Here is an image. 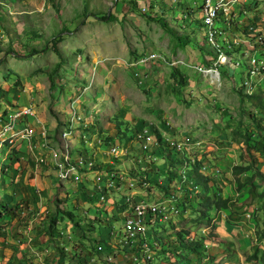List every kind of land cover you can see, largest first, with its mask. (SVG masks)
Returning <instances> with one entry per match:
<instances>
[{"label":"rangeland","instance_id":"rangeland-1","mask_svg":"<svg viewBox=\"0 0 264 264\" xmlns=\"http://www.w3.org/2000/svg\"><path fill=\"white\" fill-rule=\"evenodd\" d=\"M242 1L239 0V4L234 6L229 22H220L219 28L224 30L229 42L235 41L227 44L228 55L236 61L246 62L250 55H261L264 49V0ZM199 3L200 0H0V85L5 82L12 89L6 83L7 80L15 89L25 85L24 90L31 98L29 86L26 85L31 81L45 94L48 116L54 118L56 112L52 110L53 94L57 91L59 94L63 93L66 88H74L76 95L67 103L70 119L85 121L81 115L82 109L84 106H93L94 110L89 112L87 118L93 116L97 121L102 120L100 126L104 128L103 131L109 122L108 125L116 131L114 135L130 138L131 132L137 127L140 129L149 125L159 143L162 141L159 144L160 152L157 147H151L154 148V155H159L158 158L152 155V150L148 153L153 159L146 158L149 163H154L153 171L146 169L147 164L140 165L143 159L133 160L129 157L133 163L126 161L123 170L127 173H123L122 177H130L129 182L135 181L133 187L128 185L127 179L119 180L115 176L119 169L111 170L114 171L112 180H118L126 186L123 195L127 197V203L122 204V207L129 211L138 202L157 204L160 207L155 222L148 227L146 233L147 249H121L119 236L124 216L117 211L110 213L113 214L110 220L119 232L112 238V243L117 245V250H121L119 260L126 262L125 264H264L263 243L253 235L254 213L255 208L261 205L260 199L247 192V185L237 191L234 176L230 172L233 165L248 163L249 157L242 147L243 136L240 132L242 128H251L250 113L253 111L262 125L264 113L258 114L246 101L241 102L239 99V92L244 90L239 87L244 67L232 70L226 65L218 66L220 79L217 81L198 70L199 67H212L215 61V53L207 52L211 49L206 43L203 29H200ZM105 15L109 18H104ZM149 16L162 17L174 34L164 30ZM177 36L181 37V41ZM254 36L263 37V43L254 40ZM219 42L221 45L224 43L223 40ZM33 50L39 52L33 54ZM148 53H155L156 58L142 65H131L138 57ZM24 75H29V79ZM255 81L256 78L253 84ZM256 87L260 85L257 83ZM261 88L264 90V82ZM0 90L2 109L8 99L3 97L4 86H0ZM21 96L20 102L23 104L25 94ZM36 99L32 101L34 107ZM16 106L21 105L13 107ZM67 124L70 122H62L56 129L60 131L63 127L67 128ZM262 137L264 138V132ZM165 138L181 142V150L173 149ZM86 140L85 136L80 140L76 148L79 149L77 154L72 148H68L70 144L65 137L53 138L50 143L47 139V143L57 151V160L63 162L65 168H73L79 163L73 162V159H64L63 154L69 151L71 158L80 159V152L83 151L81 142ZM104 142L107 143L106 140ZM261 145V140L255 142V147ZM128 149L132 151L134 147L129 145ZM261 150L259 167L264 165V151ZM26 152L27 149L18 144L12 148L10 160L21 155L29 159ZM183 155L190 158L201 157L200 172L216 180L220 191L215 187L214 192H219L222 197H230L233 206L207 211L204 219L200 218L198 211H202L203 207L194 204L193 193L197 188L191 189L193 181L188 178L186 170L190 168V164L181 157ZM141 156L140 154L137 158ZM175 156L183 159L184 163L177 161L175 164V160L171 158ZM81 162L88 166L87 159ZM149 165L152 168V163ZM6 171L2 167L0 175L7 173ZM145 173L146 178L142 176ZM246 175H250V171L242 174L240 179L244 180ZM58 179L49 188V196L42 194L43 207H47L49 217L54 210L63 211L68 206L67 202L75 198V193L70 188L60 192L65 189L64 182H71L74 177L70 176L68 181ZM0 183L2 184L1 181ZM211 184L212 181H209L208 185ZM132 188L142 193L132 195ZM255 189L257 193L263 190L256 179ZM4 191L0 186L1 203ZM105 192L104 190L103 193ZM114 192L121 195L120 190L115 189L112 193ZM70 194L73 197L70 198ZM35 197L38 200L36 195ZM114 203L118 205L117 201ZM105 204L106 201L93 198V203H84L75 208L84 213L86 221L93 222L86 211L92 208L98 216L106 218L108 212L103 207ZM6 213L9 219L4 221L0 217V227L7 226L6 229L11 232L9 224L14 218V212L12 214L10 209ZM164 214H167L165 218ZM37 215L33 213L28 219L32 227L37 221ZM33 218L36 219L31 222ZM86 226L87 223L81 224L80 231L85 232ZM27 230L25 228V235L18 243H11L6 236L1 238L0 235V264H40L38 257L32 252L36 250L32 248L33 250L27 251V233L31 238L34 236L33 229ZM180 230L190 233L188 241H193L195 234L196 237H202V246L197 248V258L188 250L179 248L175 242ZM89 231L92 232H85L88 237H94L97 233L94 227ZM63 233L67 235L70 232L64 229ZM120 238L122 239L121 236ZM158 240H161L160 244L156 243ZM31 244L33 245V239ZM72 244L73 247L64 250L68 257L71 256L72 248L77 251L78 244L81 254L90 246L89 239H80ZM20 245L25 249L23 252ZM41 258L44 257L41 255ZM57 261L58 259H54L46 264ZM104 261V264L115 262L112 258ZM82 263L86 261L81 260L77 264Z\"/></svg>","mask_w":264,"mask_h":264},{"label":"crops","instance_id":"crops-1","mask_svg":"<svg viewBox=\"0 0 264 264\" xmlns=\"http://www.w3.org/2000/svg\"><path fill=\"white\" fill-rule=\"evenodd\" d=\"M246 1V0H245ZM15 5H18L16 1ZM13 2V3H14ZM245 42L247 40H244ZM236 47V46H235ZM32 68V67H31ZM20 76V75H19ZM29 79V75L25 76ZM60 79V78H59ZM9 87L5 84H1L4 86V90H2L3 97H7L8 102L7 104L0 109V113H5L8 110H10L15 105H21V106H28L30 105L33 110V114L29 117H27L26 121L33 126V128L36 130L35 134V152L38 155L44 156V163H40L38 165V168H35L34 166V160L32 155L27 151L26 153L29 154V159H25L23 155H21L19 158H13V160H8V165L6 164V167L2 165V167L7 170L4 174L0 175V186L5 190L2 192V196L4 200L2 203L0 202V217L1 219L4 218V221H7L9 219L8 216H6L8 213L7 211L12 210V214L14 212V218L11 220L9 225H11V232L5 228L0 227V235L1 238L6 236V239L11 243H18L25 235V228L28 229L30 227V231L33 229L32 234L34 235V241L37 243L39 249L43 250L42 256L47 257L49 261L56 260L62 255L59 253L62 252L63 257L65 259V264H68L69 258L73 257L74 255L80 256V257H87L86 263L84 264H104L105 260L108 258H112L115 260L113 264H125L122 261L119 260L118 254H122L121 250H117V245L112 243V238L116 235L117 232L115 230V226L113 225V222H111V218L113 217V214H110L112 211H117V213H121L123 216H125L126 208L122 207V204L127 203L126 199L127 197L123 194L125 193L126 186L125 183L122 184V182L118 180H112L114 171H111L113 168L119 169L115 175L117 178L120 179H127L126 177H122L123 173H127V171L123 170L125 168V163L127 160H130L133 163V160L138 159L140 161V165L147 164V168H150V171H153V162L152 168L151 163H149L145 157V152L141 150L138 145L136 146L132 141L131 138L127 137H117L115 134L114 128L109 124V122L106 124L105 131H103L104 128L100 126L101 121H97L93 116H89L87 118V115L91 110H94L93 106L91 107H85L82 109L83 113L81 114L85 121H76L74 119H70L69 109L67 106H69L67 103L70 102L71 99L74 98L76 95L74 88H66L64 92L60 93L57 91V93L53 94L54 103L52 105V110L56 112V118L49 117L47 111V102H45L44 97L45 94H43L42 90L39 89V87L32 84L31 81H28L29 86V94H31V98H29V95H27V92L24 90L25 85L21 87H18L17 89L12 86V84H9V80L6 82ZM34 87H33V86ZM15 89V90H14ZM69 89V90H68ZM1 91V90H0ZM25 94L24 103L21 104V98L22 94ZM1 94V93H0ZM6 95V96H5ZM37 98V99H36ZM31 99V100H30ZM37 100L35 107L32 105L34 100ZM33 101V102H32ZM19 103V104H18ZM96 108V107H95ZM97 114V113H94ZM58 115V117H57ZM70 122V124H67V128L63 127L60 131L56 129L57 126L60 124H64V122ZM23 123H21L22 125ZM88 127V128H85ZM85 128V131H83ZM108 128V130H106ZM113 128V129H112ZM68 130V131H67ZM71 130V133L69 132ZM69 132V134H68ZM44 135V140L46 142V147H43L41 145V142L43 141L42 135ZM62 133H65L66 140L68 144H70L68 148H72L73 152L75 154L78 144H80V140H83V136L86 137V142H81V146L83 148V151L80 153V159L74 160V158H71L72 156L69 154V151L64 153L63 155H66L68 159H73V162L79 163L77 167H71L66 168L68 169L71 178L74 177V179L69 182L67 179L64 182L65 189L60 190L61 193H63V190H67V188H70L72 193H75V198L71 194L70 199L71 201H68V206L63 211H55L51 214L55 218V224L52 226V229L49 232H45V226H49V213H47V207H43L42 199L43 195H50L51 190L49 189L51 186L56 184V181H59L57 177V170L58 166L55 164L53 159H51L50 156V149H54L52 146L48 145L47 139L49 143L53 141V138L58 139L61 138ZM39 134V135H38ZM70 135V136H68ZM88 136V138H87ZM107 137V139L105 138ZM71 140H69V139ZM128 139V140H127ZM107 141L105 143L104 141ZM125 141V142H124ZM119 144L124 147H129L131 145L134 147L132 151L127 150V153L122 156L114 157L112 154H108L109 148L112 145ZM23 147H25L23 145ZM71 149V150H72ZM154 149V148H153ZM152 149V155H154ZM83 153V154H82ZM134 153V154H133ZM142 155L141 157L137 158L138 155ZM156 159L159 155H154ZM129 157H132L133 160H131ZM82 159H92L91 161L94 162L95 165H93L91 168L84 166L81 162ZM146 160V161H145ZM155 160V159H154ZM59 162V161H58ZM61 163L63 166L64 164ZM150 166V167H149ZM0 166V169L2 168ZM79 168V170H78ZM81 168V169H80ZM131 168V167H130ZM145 168V167H144ZM148 170V169H147ZM119 176V177H118ZM146 178L147 173L142 175ZM130 178V177H129ZM129 178L126 180L129 182ZM65 180V179H62ZM135 182V181H131ZM117 183V184H116ZM68 184V187H67ZM119 184V185H118ZM73 185V186H72ZM118 185V186H116ZM120 190L121 195H119L117 192L112 193L113 191ZM106 191L103 193V191ZM133 191L132 195L141 194V192H138L136 189H131ZM138 192V193H135ZM67 194V192H65ZM64 193V194H65ZM103 193V194H102ZM35 195L38 197V200H35ZM114 195V197H113ZM103 196V198H101ZM93 198L97 199L99 198V201H106V204L103 206L105 207L106 211L108 212V215L106 218H104L102 215L98 216L96 214L95 210L92 208H89L86 211V215L90 216L93 220L92 221H86L84 219V213L78 212L76 210V206H83L84 203L91 204L93 203ZM47 199V198H45ZM118 203L116 206L114 202ZM77 203V204H76ZM15 206V207H14ZM91 207V206H90ZM2 209H7L6 211H3ZM14 209V210H13ZM67 212H70L72 215V218L66 214ZM5 212V213H4ZM35 213L38 214L36 216L37 221L33 225H30L28 223V219L30 216ZM4 214V216H3ZM11 215V214H9ZM26 217V220L23 224H20L21 218ZM115 217V216H114ZM33 218L31 222L34 221ZM44 218V219H43ZM117 218V217H116ZM115 218V222L117 221ZM41 220V222H40ZM30 222V220H29ZM8 223V222H7ZM78 223L79 226H76L75 224ZM87 223L88 226H86V233L92 232L89 231L91 228H95L97 231V235L94 234V237H88L87 234L82 230L80 231L81 224ZM64 229L68 230L70 233L65 235L63 233ZM7 230V231H6ZM80 232V233H79ZM57 233L58 235L54 234ZM54 234V236H53ZM90 238L92 240H90ZM80 239L88 240L90 246L84 247L86 252L80 253V250H78L80 247V244L77 245V251L72 248L71 250V256L68 257L65 255V251L68 247H73L72 243L79 241ZM1 240V239H0ZM77 240V241H76ZM95 243L97 244H106L109 243L111 246V250L108 254L105 252L103 255H94L91 250V245ZM72 244V245H71ZM119 245L120 248L122 247L127 248L123 246L122 239L119 236ZM19 249V248H18ZM20 250L23 252L25 249L22 248L20 245ZM76 251V252H75ZM103 252V247L101 249ZM100 251V252H101ZM105 251V249H104ZM79 253V254H78ZM116 255V256H115ZM122 257V256H121ZM54 258V259H53ZM53 264H56V262H53Z\"/></svg>","mask_w":264,"mask_h":264},{"label":"built area","instance_id":"built-area-1","mask_svg":"<svg viewBox=\"0 0 264 264\" xmlns=\"http://www.w3.org/2000/svg\"><path fill=\"white\" fill-rule=\"evenodd\" d=\"M239 0H200L199 3V18L201 21L200 29L204 31V37L206 43L209 45L211 51L215 53V61L213 66L210 68L199 67L198 70L202 73L209 74L213 81L220 79V72L218 66L226 65L229 69L235 70L237 67H244L242 71V81L239 87H242L244 93L251 94L256 90V84L260 85L264 82V49L261 51V55H250L246 62L236 61L228 55L227 44L231 43L224 35V30L219 28V24L222 21L230 20L231 14H233L234 6ZM243 0L242 2H244ZM189 25V24H188ZM189 28V26H188ZM219 40H223L221 45ZM235 40V39H234ZM254 40L263 43V37L254 36ZM232 43H235L233 41ZM231 43V44H232ZM264 47V45H263ZM156 58L155 53H148L144 56H140L136 61L131 63L132 66L145 64L147 61ZM256 81L253 84V80ZM33 114L32 107L28 106H16L11 108L5 113H0V166L6 165L11 159V150L18 144L25 146L27 151L32 155L34 159V166L38 168L40 163H44V156L38 155L35 152V134L36 130L26 119ZM77 115V114H76ZM21 123H23L21 125ZM43 134V133H42ZM40 133V135H42ZM165 135V133H162ZM66 134L62 133L61 137H65ZM43 141L41 145L46 147L44 135H42ZM168 140L167 138H165ZM133 143H137L138 147L146 153L145 157L153 159L150 153L152 148L159 144L152 127L145 125L138 130L133 131V137L131 138ZM168 142L175 150H181L182 143L177 140H171ZM137 146V145H136ZM127 153V147L119 144L112 145L109 148L108 154H112L114 157L122 156ZM58 153L54 149H50V158L53 159L55 164L58 166L57 177L60 179H67L69 177V171L57 160ZM64 159L68 160V157L64 155ZM63 159V160H64ZM9 160V161H8ZM83 160V159H82ZM63 163V162H62ZM64 164V163H63ZM87 167L93 166L92 161L87 160ZM129 186L133 187V182L128 183ZM103 198V196H101ZM160 207L157 204H149L138 202L130 208V210L124 216L123 226L121 227L120 236L122 237L123 246L140 247L147 249L148 242L145 240L148 227L155 222L157 213ZM167 214L163 215V218ZM30 231L28 227L27 232ZM32 236L28 235L26 239V246L30 250H36L32 244ZM147 243H146V242ZM139 244V245H138ZM33 248V249H32ZM37 257L40 264H44L39 251H32ZM109 259V258H108ZM84 264V263H83ZM138 264H145L139 262Z\"/></svg>","mask_w":264,"mask_h":264},{"label":"trees","instance_id":"trees-1","mask_svg":"<svg viewBox=\"0 0 264 264\" xmlns=\"http://www.w3.org/2000/svg\"><path fill=\"white\" fill-rule=\"evenodd\" d=\"M149 17L152 18V20L154 19L155 21H157L162 26V28L164 30L174 34L172 28L169 27L168 23L162 17H151V16H149ZM104 18H109V17H107L105 15ZM177 39L179 41H181L180 36L179 37L177 36ZM52 44H54V43H52ZM53 50H54V52H56L55 47L53 48ZM38 52H39L38 50H33L32 53L36 54ZM207 52L210 54V52H212V51L210 50ZM213 59H215V57ZM241 92H239V99L241 102L246 101L249 105H251L254 108V111H257L258 114L264 113V90L261 87H257V90L253 91L251 94L244 93V91H241ZM249 119L251 121V125H250L251 128H249V129L242 128V130L240 132V134L243 136L242 142L244 145L242 147H243L244 151L248 154V157H249L248 163L246 165L235 164L231 167L230 172H231L232 176H234L237 191L241 187L247 185L249 187L247 192L252 197L260 199L261 205H259L255 208V213H254L255 225H254V229H253V235L256 239L260 240L264 246V165H261L259 167V164L261 162L258 160V157L260 154L259 150L263 149V151H264V138L262 137V134L264 132V125H262L261 121L255 117V113L253 111H252V113H250ZM135 130H138V127ZM248 130H251V131L248 132ZM132 137H133V132H131V135H130V138H132ZM258 140H261L262 145L260 147H255V142ZM159 144H162V141ZM159 144L156 147H157L158 151L160 152L161 149L159 148V146H160ZM162 147H163V145H162ZM169 152L171 153L170 150H169ZM171 155H172V153H171ZM181 157L185 158V160H187L190 164V168H187L186 170L188 171V174H189L188 178L193 181L192 182L193 185L191 186V189L197 188V189H194V193H193L194 204L197 206L201 205L203 207L202 211H198V213L201 214V216H200L201 219H204L207 211H210L213 209L217 210V209H221V208L225 209V208H229V207L233 206L232 199L230 197H222L219 192H217V193L214 192L215 187L218 191H220L218 189V185H217L216 180L213 178H210L209 176L204 175L203 173L200 172V170L202 168L201 157L195 156L193 158H190V157H186L185 155H183ZM171 158L173 160H175V162H174L175 164L177 161L180 162L181 164L184 163L183 159H181V158L177 159L176 156L171 157ZM247 171H250V175H246L244 180H241L240 176ZM255 179L263 187V190L260 193H257L256 189L254 190V180ZM209 181H212L211 185H208ZM211 192H212V195L210 194ZM66 214L72 218V215L70 212L66 211ZM25 220H26V217L21 218L20 224H23L25 222ZM54 224H55V218L52 215L50 217V220H49V226H46L44 231L49 232L52 229V226H54ZM75 225L79 226L78 223H76ZM189 235H190V233L188 231H184V230L181 231L180 230L176 234L175 242L178 243L179 248L181 247V248H184L185 250H188L189 253L195 254V256L197 258V255H199V251H197V248L199 246H202L201 245L202 243L200 242L202 240V237L201 236L196 237V234H195L194 235L195 238L193 239V241H188ZM32 239H33V245L32 246H34V248L37 251H39L40 253L43 252V250L36 247L38 245L34 241V236ZM90 240H92V239L90 238ZM156 243L160 244L161 240H158V242H156ZM110 246L111 245L109 243H106L104 245L103 244H100V245L97 244L96 246L92 245L91 250H92L94 255H97V253H99V255H103V254H105V252H107L106 254H108L111 250ZM102 247H103V252L101 250H100L101 252L97 250V248L102 249ZM104 249H105V251H104ZM27 251H29V249H27ZM59 253L62 256L58 258V261L56 264H65V262H64L65 259L63 257L62 252L59 251ZM79 257L80 256L74 255L73 257L69 258L68 264H77V263L81 262V260L86 261L87 257L83 256V259L79 258ZM43 261H44V264H46V262L49 260L47 257H44ZM198 262H200L199 259H198Z\"/></svg>","mask_w":264,"mask_h":264}]
</instances>
